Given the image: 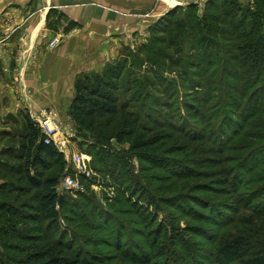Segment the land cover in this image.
Listing matches in <instances>:
<instances>
[{"label": "rangeland", "instance_id": "374dc122", "mask_svg": "<svg viewBox=\"0 0 264 264\" xmlns=\"http://www.w3.org/2000/svg\"><path fill=\"white\" fill-rule=\"evenodd\" d=\"M19 1L0 4L24 17L30 9ZM37 1L54 12L33 52L21 58L36 69L37 90L52 102L46 108L57 110L74 133L72 156L58 149L65 169L55 171L80 182L64 196L81 208V219H63L49 240L71 242L80 264H218L221 242L241 237L248 242L245 255H254L264 239V2L236 0L228 8L220 0L217 10L214 0H203L174 13V0H109L130 25L99 37L86 36L57 8L59 0H30ZM245 16L251 20L241 30ZM20 32L22 47L36 43L35 35ZM55 37L61 43L53 49ZM254 45L257 51L249 50ZM112 66L121 68L123 99L138 124L136 135L122 142L119 117L100 121L92 132L79 130L72 118L78 78ZM25 67L17 73L22 81ZM46 108L20 112L31 117ZM20 112L0 116V130ZM136 140L152 146L139 150ZM77 154L86 156L90 175L77 174ZM138 186L144 191L137 197ZM12 226L31 233L26 219ZM24 248L0 249V258L18 264L30 252Z\"/></svg>", "mask_w": 264, "mask_h": 264}, {"label": "trees", "instance_id": "16d2710c", "mask_svg": "<svg viewBox=\"0 0 264 264\" xmlns=\"http://www.w3.org/2000/svg\"><path fill=\"white\" fill-rule=\"evenodd\" d=\"M208 1L212 5L213 0ZM214 1V8L219 10L220 0ZM225 2L228 8H233L237 3L236 0ZM189 5L193 7L196 4ZM179 9L176 8L174 13ZM53 12L50 10L48 13V22ZM257 16L253 19L254 28L257 27ZM250 20L249 16L244 17L240 23L241 30ZM255 32L253 29L247 37ZM249 43L245 41V44ZM254 48L255 45L249 47V50ZM257 55L261 56L260 53ZM260 71L264 74L263 67ZM123 85L119 66H112L103 74H88L78 78L72 118L79 130L92 132L100 121L119 117L123 123V130L117 135L119 142L136 135L138 124L131 120L129 105L123 99ZM195 106L201 107L198 100H195ZM20 118H23L21 130ZM11 119L13 121L5 122L4 128L0 130V143L9 142L0 150V249L16 251L19 246H23L25 248L21 251L30 250L18 264H80V258L71 242L62 238L51 242L48 238L60 232L63 219L68 223H76L81 219V208L77 204L71 205L66 196L57 191L66 174H57L55 168L61 167V171H64V156L53 143L46 144L45 135L29 115L20 112L17 119ZM10 124L14 129H9ZM151 146L149 142L135 141V147L139 150ZM136 191L138 197L144 189L138 186ZM20 219L32 223L31 233L12 229V225ZM247 245L248 242L242 237L222 241L218 249L221 257L217 260L218 264H225L226 260L239 261L240 264H264V239L263 245L254 255H245ZM10 261V257L0 258V264H9Z\"/></svg>", "mask_w": 264, "mask_h": 264}, {"label": "crops", "instance_id": "0c3cea01", "mask_svg": "<svg viewBox=\"0 0 264 264\" xmlns=\"http://www.w3.org/2000/svg\"><path fill=\"white\" fill-rule=\"evenodd\" d=\"M19 3H26L25 9H30L24 17L19 8V10L16 8L17 11L13 9L6 12V6L0 4V116L17 115L23 109L35 111L52 105V102L43 101V96L40 95H44V92L37 90L39 80L36 69H33L29 61L25 62L21 58L24 53L36 47L37 34L41 26H46L48 13L52 8L40 5V1L31 3L30 0H21ZM34 7L36 11L32 13L31 10ZM57 8L64 10L70 20L80 24L86 36L102 37L117 33L119 30L123 31L130 25L128 19L121 16L118 6L109 3V0H59ZM3 14L6 16L1 18ZM20 31L35 35L33 38L36 39L33 41L36 43L22 47L20 43L22 39L19 40ZM25 63H27L26 67ZM23 67H25L27 78H24L26 82L24 84L35 90H33L34 95L31 92V97L23 91V85L21 86L17 81V73Z\"/></svg>", "mask_w": 264, "mask_h": 264}, {"label": "built area", "instance_id": "2783aa9c", "mask_svg": "<svg viewBox=\"0 0 264 264\" xmlns=\"http://www.w3.org/2000/svg\"><path fill=\"white\" fill-rule=\"evenodd\" d=\"M61 43L59 37H55L50 42L51 48H56ZM21 73V72H20ZM20 73L17 75V81L22 82L23 91L28 94V87L24 84V81L20 78ZM31 117L36 126H38L42 133L45 135L46 144H54L62 153L65 154L66 158L72 156L69 149V143L74 135L72 128H64L61 123L60 114L57 110L52 108H46L41 110L39 113H32ZM73 162L76 165L77 174L79 175H90L87 166V158L83 154H77L73 156ZM80 187V182L77 176L66 175L60 181L57 191L60 195H65Z\"/></svg>", "mask_w": 264, "mask_h": 264}, {"label": "water", "instance_id": "95a60500", "mask_svg": "<svg viewBox=\"0 0 264 264\" xmlns=\"http://www.w3.org/2000/svg\"><path fill=\"white\" fill-rule=\"evenodd\" d=\"M177 2V5L175 6L176 8L181 7L183 4H198L200 2H202L203 0H174Z\"/></svg>", "mask_w": 264, "mask_h": 264}]
</instances>
